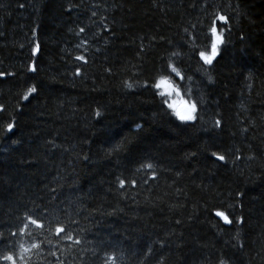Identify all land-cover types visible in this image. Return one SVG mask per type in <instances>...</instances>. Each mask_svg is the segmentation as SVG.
Masks as SVG:
<instances>
[{
    "label": "trees",
    "instance_id": "1",
    "mask_svg": "<svg viewBox=\"0 0 264 264\" xmlns=\"http://www.w3.org/2000/svg\"><path fill=\"white\" fill-rule=\"evenodd\" d=\"M0 264H264V0H0Z\"/></svg>",
    "mask_w": 264,
    "mask_h": 264
},
{
    "label": "snow or ice",
    "instance_id": "2",
    "mask_svg": "<svg viewBox=\"0 0 264 264\" xmlns=\"http://www.w3.org/2000/svg\"><path fill=\"white\" fill-rule=\"evenodd\" d=\"M218 20L221 22H224L225 17L220 16V17H218ZM81 31H83V29H81ZM211 35L213 37L212 43H211V51L207 54L205 52H200V54H199L200 59L206 65H212L213 64L214 60L218 56L219 46L222 43L221 37L219 35H217V28L216 27L212 28ZM77 59H81V57H77ZM77 74H79V73H77ZM155 87L156 88L164 87L166 91L171 88V86L169 84H167V82L164 80H161L159 83H157L155 85ZM168 107L172 108L174 110L176 118L181 122L192 121L195 119V116H194V113L196 112L195 104H184L183 102H181V106H177L175 104V102H173L172 104H169ZM217 123L219 124V121H217ZM11 129H12V125H9V131H11ZM216 159L217 160H223L224 157L223 156H217ZM121 183H123V182H121ZM216 216L223 219L226 224L230 223V221L227 219V217L224 216L223 213L217 212ZM33 223H35V221H33ZM60 231H62V229L58 228L57 232L59 233ZM4 259L7 261H12L13 257L12 256H5Z\"/></svg>",
    "mask_w": 264,
    "mask_h": 264
},
{
    "label": "rangeland",
    "instance_id": "3",
    "mask_svg": "<svg viewBox=\"0 0 264 264\" xmlns=\"http://www.w3.org/2000/svg\"><path fill=\"white\" fill-rule=\"evenodd\" d=\"M170 86H171V85H170ZM166 93H168V99L166 100L167 103H168V105H169V104H172L173 102H175V104H176L177 106H181V102H182V101H180V100L175 96L173 88L168 89V90L166 91ZM183 103H184V102H183ZM186 104H188V103L186 102Z\"/></svg>",
    "mask_w": 264,
    "mask_h": 264
}]
</instances>
